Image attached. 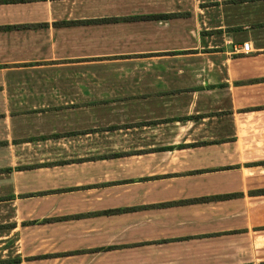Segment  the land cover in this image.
Wrapping results in <instances>:
<instances>
[{
  "label": "crops",
  "instance_id": "0c3cea01",
  "mask_svg": "<svg viewBox=\"0 0 264 264\" xmlns=\"http://www.w3.org/2000/svg\"><path fill=\"white\" fill-rule=\"evenodd\" d=\"M0 264H264V0H0Z\"/></svg>",
  "mask_w": 264,
  "mask_h": 264
},
{
  "label": "built area",
  "instance_id": "2783aa9c",
  "mask_svg": "<svg viewBox=\"0 0 264 264\" xmlns=\"http://www.w3.org/2000/svg\"><path fill=\"white\" fill-rule=\"evenodd\" d=\"M243 49H244L246 52H250V51H251V49H250V43H249V42L244 43V45H243Z\"/></svg>",
  "mask_w": 264,
  "mask_h": 264
},
{
  "label": "trees",
  "instance_id": "16d2710c",
  "mask_svg": "<svg viewBox=\"0 0 264 264\" xmlns=\"http://www.w3.org/2000/svg\"><path fill=\"white\" fill-rule=\"evenodd\" d=\"M113 211H118V210H112V211H110V212H113Z\"/></svg>",
  "mask_w": 264,
  "mask_h": 264
}]
</instances>
